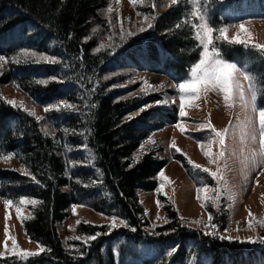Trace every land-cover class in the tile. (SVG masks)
I'll return each instance as SVG.
<instances>
[{
    "label": "trees",
    "instance_id": "16d2710c",
    "mask_svg": "<svg viewBox=\"0 0 264 264\" xmlns=\"http://www.w3.org/2000/svg\"><path fill=\"white\" fill-rule=\"evenodd\" d=\"M110 7L111 0H0V55L11 61L34 51L57 61L26 57L2 62L0 69V156L12 157L0 159V195L15 205L24 197L38 201L27 204L32 216L22 228L45 249L24 258L0 257V264H264V235L251 239L255 243L220 235L229 222L226 202L217 209L207 204L216 231L206 232L191 226L163 195L167 221L155 225L140 200V193L158 188L156 176L169 163L163 147L147 141L180 121L176 85L200 59L192 27L200 21L190 15L196 5L131 3L132 23L109 16ZM199 7L217 29L264 19V0H200ZM146 16L155 17L152 27ZM215 44L255 78L256 103L264 107V55L251 46ZM139 72L162 74L173 85L154 90L143 80L132 84ZM7 87L15 96H7ZM62 101L78 110L52 107ZM176 149L171 158L196 186L216 183ZM73 205L127 226L81 221L64 241L59 226Z\"/></svg>",
    "mask_w": 264,
    "mask_h": 264
},
{
    "label": "rangeland",
    "instance_id": "374dc122",
    "mask_svg": "<svg viewBox=\"0 0 264 264\" xmlns=\"http://www.w3.org/2000/svg\"><path fill=\"white\" fill-rule=\"evenodd\" d=\"M130 5V0H111V11H108V15L117 20L132 23L133 19L131 18L135 14ZM128 17L130 20L125 19ZM241 23L252 36L250 43L264 45V19H249L230 24L227 26L229 39L235 37ZM2 65L0 62V69H3ZM154 76H159V78L154 79ZM189 76L190 73L188 78ZM139 80L147 81L144 86L154 90L166 89L173 85L169 77L154 72H139L136 78L131 80V83L135 84ZM239 83L242 89L247 92L248 81L241 76ZM4 91L7 96H15V91L10 87L5 88ZM175 102L179 107V97ZM185 112L186 115L180 117V121L176 125L167 126L164 130L154 133L150 138L151 141L158 142L163 147V156L169 158V163L162 170L167 179L162 180L158 174L156 176L158 188L155 191L140 193V200L145 206L147 214L155 225H162L167 221L161 198L163 195L173 203L179 215L187 219L191 226L201 228L206 232H215L216 227L212 220L209 221L210 211L207 207H202V203L213 205L212 200L215 198L216 203L213 207L217 209L226 202L230 214L228 226L220 232L221 236L240 240L262 237L264 226H260L257 221L264 220V158L258 155L260 150L258 131L255 140H252L250 135L252 128L258 129V117L250 109L246 110L238 97L233 107H226L223 95L217 91H210L206 95L202 93L198 99L192 102L191 107L185 108ZM249 120H251V124H248ZM208 122H211L217 130L229 129L225 138L223 158H219L221 151L219 144L211 145V156L216 160V163H209V158L204 155V152L209 150L207 142L211 130L200 128L199 125ZM177 125H181L184 131L182 132ZM187 131L199 133L190 136ZM173 141L175 147L184 152L194 165L208 169L209 173H217L214 185L196 186L181 164L171 158ZM200 142L205 143L203 150L200 147ZM203 188L208 190L207 192L200 191V199H198L197 190ZM24 199L32 200L27 197ZM5 201L0 195V257L14 255L11 251L13 238L19 251L41 253L40 248H44V246L29 239L22 228L21 217L23 220L31 217V209L27 204L15 205L13 203L6 207ZM17 207L21 208L19 217L16 211ZM69 212L70 216L59 226V233L64 241H67L72 235V229L78 224V221L111 225L112 217H115L95 212L83 205H73ZM116 218L115 226L124 225L120 223L122 219ZM196 221L199 223H195ZM250 222L253 225L251 228L249 227Z\"/></svg>",
    "mask_w": 264,
    "mask_h": 264
},
{
    "label": "snow or ice",
    "instance_id": "6c2138e0",
    "mask_svg": "<svg viewBox=\"0 0 264 264\" xmlns=\"http://www.w3.org/2000/svg\"><path fill=\"white\" fill-rule=\"evenodd\" d=\"M178 2L179 0H171L172 4H176ZM189 2L196 5V7L193 9V12L190 15L193 17V19H197L200 21L199 24L192 25V27L196 29L193 39L199 42L203 50L200 53L199 61L191 67L189 78L186 79L184 82L176 85L177 91L180 94L179 115L180 117H184L186 115L185 108L191 107L192 102L198 99L202 93L206 95L210 91H217L219 94L223 95L225 106L230 108L235 105L236 98L238 97L242 106L246 110L250 109L258 117V125H259L258 129L252 128L250 130V135L252 140H255L256 133L258 131L259 145H260V150L258 155L261 158H264V107H260L256 104V91H257L258 83L251 74L241 69L236 63L228 61L224 57L222 50L215 44V41L226 42L228 45H243L245 48L251 46L253 49L257 50L261 55H264V45H260V44L250 45L252 36L248 32V30L244 27L243 23H241L238 26L239 31L236 33L235 37L229 39L227 36V32L229 31V29L227 27H222L217 29L209 23V21L206 18V14L199 7L200 0H189ZM130 3H132L134 6L137 5V3L143 5L144 0H130ZM152 6L155 7V5ZM108 11L110 12L111 8H109ZM137 14L140 15L141 13H137ZM154 19L155 17H147V16L145 17V22H147L148 27L153 26L151 21ZM144 30L145 29L143 27L140 29V31H144ZM100 47H103V45H101ZM26 57H35V60L33 61L34 63H40L41 61L48 63L57 62L55 58H51L46 55L38 56L37 53L34 51L33 52L23 51L18 56L11 58V61H9L8 58L4 57L3 55H0V62L19 63L22 58H26ZM241 76L248 81L247 92H245L242 89L239 83V77ZM36 83L46 84L48 83V81L37 80ZM144 83H147V81H145ZM9 103L13 104V106H15L16 104L15 101H9ZM52 107L57 111H60L61 109L78 110L76 109L75 105L68 104L66 101H62L60 104H54ZM24 110L27 111V109ZM49 110H50L49 107H45V112H48ZM34 114H35L34 112H29V115H34ZM248 124H251V120L248 121ZM177 127H180L182 132L184 131V128L181 125H177ZM199 127L208 128L211 130L207 142V147L209 150L205 151L204 155L209 158V163H216V160H214L211 156V145L213 143L219 144L221 148V151L219 152V158H223L225 154L223 150L225 145V138L226 135L228 134L229 129L225 128L222 131L217 130L215 127H213L211 122H208L206 124H201L199 125ZM147 142L153 144L155 143L154 141L151 140ZM172 146L175 147L174 141L172 143ZM200 147L203 150L205 147V143L200 142ZM141 149H143V145H141ZM176 151L179 152L180 149L177 148ZM11 158L12 157L10 155L0 156V159L3 160H9ZM189 163H191V161H189ZM193 166L195 168H201L200 165H193ZM202 170L205 172L209 171L206 168ZM25 173L27 174L26 170ZM210 174L214 178L217 176V173H210ZM159 175L162 180L167 179L163 171H161ZM207 190H208L207 188L198 189L197 198L200 199L199 196L200 191L207 192ZM16 203L19 205H25L29 203L36 204L38 203V201L22 198ZM212 203L213 205H215L216 203L215 198H213ZM12 204L13 201L11 200L5 201L6 207ZM157 204L159 206V201L157 202ZM206 206H207L206 204L202 203V207H206ZM16 211L19 217L21 208L17 207ZM249 215L251 216V213ZM21 220L23 221L22 217ZM211 220H212V216L209 215V221ZM116 222H117V218L112 217V224L109 227L110 228L114 227L116 225ZM120 223L125 224V226H127L126 222L123 220H121ZM195 223H199V221H196ZM257 223L260 226H264V220H259L257 221ZM252 226L253 225L250 222L249 227L251 228ZM5 233L7 236V228L5 230ZM97 235H99V233H97L96 235L85 237L84 238L85 243H87L88 240L96 239ZM221 238L223 239V237ZM76 239H80V238L76 237ZM228 239H231V237H228ZM12 242H13V248L11 249V251L14 255H20L22 258L33 255H39V253L19 251L14 238ZM249 242L255 243L256 241L250 240ZM43 251H45V249L41 247L40 252Z\"/></svg>",
    "mask_w": 264,
    "mask_h": 264
},
{
    "label": "bare ground",
    "instance_id": "6f19581e",
    "mask_svg": "<svg viewBox=\"0 0 264 264\" xmlns=\"http://www.w3.org/2000/svg\"><path fill=\"white\" fill-rule=\"evenodd\" d=\"M155 78L157 79V78H159V76H154V79H155Z\"/></svg>",
    "mask_w": 264,
    "mask_h": 264
}]
</instances>
